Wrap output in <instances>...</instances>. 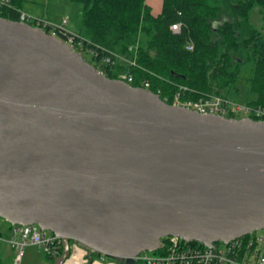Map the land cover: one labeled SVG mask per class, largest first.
Returning <instances> with one entry per match:
<instances>
[{"label": "water", "instance_id": "water-1", "mask_svg": "<svg viewBox=\"0 0 264 264\" xmlns=\"http://www.w3.org/2000/svg\"><path fill=\"white\" fill-rule=\"evenodd\" d=\"M0 218L133 264L175 236L264 230V121L201 114L111 79L43 28L0 17Z\"/></svg>", "mask_w": 264, "mask_h": 264}, {"label": "trees", "instance_id": "trees-1", "mask_svg": "<svg viewBox=\"0 0 264 264\" xmlns=\"http://www.w3.org/2000/svg\"><path fill=\"white\" fill-rule=\"evenodd\" d=\"M70 1L79 5L81 36L107 51L135 57L141 67L121 62L109 67L93 65L106 77L118 79L120 73L128 71L134 77L131 86L143 87V81H148L149 89L168 104L178 85L194 91L185 92L183 98L195 100L203 94L220 95L230 87L241 63L234 56L243 52L242 62L254 63L251 89L256 98L249 106L264 109V36L250 20L256 8L264 20V0H162L158 14L152 13L144 0ZM22 3L10 0V7L0 6V17L19 21ZM176 23L180 24L177 33L170 29ZM190 44L192 50L187 49ZM130 47H136V56ZM97 256L92 255L88 264ZM45 257L52 264L53 258ZM0 264L5 263L0 259Z\"/></svg>", "mask_w": 264, "mask_h": 264}, {"label": "built area", "instance_id": "built-area-1", "mask_svg": "<svg viewBox=\"0 0 264 264\" xmlns=\"http://www.w3.org/2000/svg\"><path fill=\"white\" fill-rule=\"evenodd\" d=\"M0 6H9V1L0 0ZM19 21L27 22L29 18L22 12H18ZM35 25L43 29L48 28L51 34L60 38L74 52H78L82 57L87 54L96 61L99 66H114L121 62L131 68H141L136 64L135 57L130 59L124 55L113 53L90 42L85 37L71 33L66 28V20L61 25L55 26L46 23L44 20L34 19ZM172 32L180 31V24L170 26ZM136 47L129 50L136 56ZM192 50L193 46H187ZM131 73L123 72L118 75V79L127 82L133 81ZM144 89L150 90V83L143 81ZM185 92H194L185 86L178 85L177 92L173 95L171 105L194 110L201 114L220 115L226 118L241 114L244 117L257 118L264 121V109L248 105H237L226 97L214 93L203 94L198 99L183 98ZM159 95V94H158ZM165 101V100H164ZM258 234L253 232L247 236L230 241L228 244L218 242L214 248L195 246L191 242L185 241L175 236H166L160 239L157 250L153 252H141L132 260L143 264H264V230ZM12 238L0 235V243H8L13 246L18 254L14 259L15 264H19L23 256L25 247H36L45 256L55 258L62 251V241L48 231H41L37 225H13L10 227ZM73 247H76L73 244ZM159 252V253H156Z\"/></svg>", "mask_w": 264, "mask_h": 264}, {"label": "rangeland", "instance_id": "rangeland-1", "mask_svg": "<svg viewBox=\"0 0 264 264\" xmlns=\"http://www.w3.org/2000/svg\"><path fill=\"white\" fill-rule=\"evenodd\" d=\"M145 3L151 7L152 13H160L162 7V0H144ZM19 12H24L27 15H31L32 18L28 19L29 23L35 25L34 19L45 21L50 25H61L65 18L69 19L67 27L72 29L74 32L84 34L80 26V11L77 3L71 2L70 0H23L20 6ZM28 15V16H29ZM252 24L259 29L261 34L264 36V20L259 15L257 8L253 10L250 16ZM52 33V31H51ZM86 61L94 66H97L96 61H92V57L87 54H83ZM236 62L241 61L238 68V75L235 82L228 88L221 90V96L226 97L231 102L237 105H248L252 103L256 95L251 89V75L254 67L253 61L245 60L242 62L245 55L243 52H238L234 56ZM237 118H243L241 114L236 115ZM10 231V224L0 218V235L8 236ZM262 233L261 231L257 232ZM3 244V243H2ZM220 244V243H218ZM73 246V243H71ZM3 245H0V250ZM159 253V252H156ZM18 252L16 249L3 250L0 254V259L5 264H15L14 259ZM50 261L45 255L36 247L24 248L23 256L19 264H49Z\"/></svg>", "mask_w": 264, "mask_h": 264}, {"label": "crops", "instance_id": "crops-1", "mask_svg": "<svg viewBox=\"0 0 264 264\" xmlns=\"http://www.w3.org/2000/svg\"><path fill=\"white\" fill-rule=\"evenodd\" d=\"M7 1H10V0H7ZM10 7V6H9ZM19 10V9H18ZM19 12V11H18ZM24 13V12H22ZM29 19L32 18L31 15H27L26 13H24ZM155 14V13H154ZM158 14V13H157ZM38 20V19H37ZM66 20V25H65V28L71 32V33H75V34H79L81 35L80 33H77V32H74L72 29H70L69 27H67L68 25V21L69 19L65 18ZM3 236V235H2ZM3 237H6V238H12L11 234H10V231H9V234L8 236H3ZM0 245H3V250H13L15 249L13 246H11L10 244L8 243H0ZM26 248H32L30 246H27ZM3 250H0V254H2V251ZM88 259L87 258V253L84 252L82 249L80 248H77V247H73L71 246V255L69 257V259L64 263V264H88ZM90 264H119L117 263L115 260H111V259H107L106 257H104L103 255H100V256H97Z\"/></svg>", "mask_w": 264, "mask_h": 264}, {"label": "flooded vegetation", "instance_id": "flooded-vegetation-1", "mask_svg": "<svg viewBox=\"0 0 264 264\" xmlns=\"http://www.w3.org/2000/svg\"><path fill=\"white\" fill-rule=\"evenodd\" d=\"M93 65V64H92Z\"/></svg>", "mask_w": 264, "mask_h": 264}]
</instances>
